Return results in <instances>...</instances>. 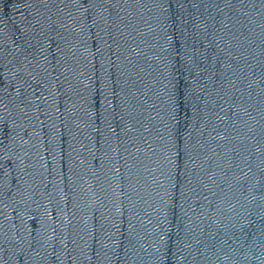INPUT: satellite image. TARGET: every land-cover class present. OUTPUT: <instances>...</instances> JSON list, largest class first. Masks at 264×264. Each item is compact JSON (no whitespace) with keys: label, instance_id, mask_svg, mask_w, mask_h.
Here are the masks:
<instances>
[{"label":"water","instance_id":"1","mask_svg":"<svg viewBox=\"0 0 264 264\" xmlns=\"http://www.w3.org/2000/svg\"><path fill=\"white\" fill-rule=\"evenodd\" d=\"M0 264H264V0H0Z\"/></svg>","mask_w":264,"mask_h":264}]
</instances>
